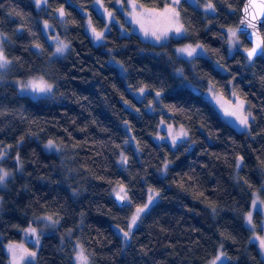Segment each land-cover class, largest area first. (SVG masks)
I'll return each instance as SVG.
<instances>
[{
	"label": "trees",
	"instance_id": "obj_1",
	"mask_svg": "<svg viewBox=\"0 0 264 264\" xmlns=\"http://www.w3.org/2000/svg\"><path fill=\"white\" fill-rule=\"evenodd\" d=\"M93 1L47 0L38 8L35 0H0V32L12 76L43 75L54 85L51 96L34 99L0 78V149L10 146L20 161L19 169L14 159L1 163L13 175L0 186V264L9 260L4 244L20 241L23 230L36 228L37 217L46 214L60 215V223L42 234L36 260L28 264H75V241L90 264H206L220 246L230 257L222 264H264L243 218L254 190L264 199V51L249 60L250 43L239 34L241 47L231 55L227 38L245 0H210L216 9L211 14L181 0L186 34L164 44L124 35L115 25L95 44L80 9L90 10L103 29ZM103 1L115 8V0ZM136 1L154 8L167 2ZM62 6L65 28L56 15ZM44 20L70 43L64 57H54ZM261 33L264 39V22ZM182 43L203 44L210 58L177 57L174 48ZM112 57L124 65L125 75ZM174 68L193 87L181 86ZM209 83L225 95L233 88L247 101L255 117L252 134L220 117L203 96ZM139 87L148 90L142 100L130 91ZM155 92L161 93L159 101ZM150 103L153 112L146 109ZM161 119L186 126L192 149L157 143L153 135ZM49 140L59 152L43 148ZM239 157L243 164L234 176ZM114 186L126 188V205L114 200ZM149 189L159 193L158 200L126 244L119 231L145 204ZM255 222L264 234L260 212Z\"/></svg>",
	"mask_w": 264,
	"mask_h": 264
},
{
	"label": "rangeland",
	"instance_id": "obj_2",
	"mask_svg": "<svg viewBox=\"0 0 264 264\" xmlns=\"http://www.w3.org/2000/svg\"><path fill=\"white\" fill-rule=\"evenodd\" d=\"M189 1L192 2L194 5H196L197 7H199L205 14L215 13V11H216L215 6H214V10L206 9L205 5L209 2V0L202 1V2L200 0H189ZM180 2H181V0H180ZM210 2L213 3L212 1H210ZM114 4H115V8H110L107 5H105L103 0H94L93 1L92 8L95 9L97 11V13L100 16H102L104 21H105V26L103 29L96 27L94 20L92 19L91 15H90V10L83 8V7L80 8L82 13L85 15L86 32L89 34L90 38L92 39V41L95 44H100V43L104 42L105 35L110 30L112 25L117 26L120 29L121 33L124 35H128L131 33H137L140 35V37L143 40L152 42L154 44L168 43L170 40H172V38L173 39L174 38H176V39L181 38L186 34V29H185V26L181 20V15L179 16V18L177 20V18L172 16V14L170 12L165 11L166 9L174 6L173 0H167L165 5L161 8L144 6V5L140 4L139 2H137L136 0H115ZM44 5H46V4L42 3L40 7H42ZM176 7H177V10L180 12V4ZM61 8L64 10V6L60 7L59 9H61ZM59 9H57L56 15L58 16L59 20L61 21L62 27L65 28V26H66L65 25V23H66L65 15L61 16ZM64 13H65V10H64ZM109 13H111V16H109ZM137 20H139V23H137ZM45 22H47V24H48L47 28H45ZM177 24L183 25L184 30H182L180 33H177L174 30V27ZM53 28L54 27L52 26V24L49 21H46V20L43 21V29L45 31V34L47 35L49 41L52 43V45L54 47V57L55 58H62L69 51L70 43L63 36H61L56 31H54ZM93 28L96 30V32L103 33V36L101 39L96 38V36L94 35V33L92 31ZM230 29L236 31L235 37H233L231 35V32L229 31ZM146 31L148 32L147 35L145 34ZM165 31H167V35L162 36V39H160V40H157L154 36L151 35L152 32H156L158 35H161ZM227 38H228L229 53L232 55L236 51V49L241 47V40L239 37V33L237 31V27L227 29ZM5 40H6L5 35L0 32V49H2L3 54L7 58V60L10 61V63H8L6 66L0 67V78L3 80H7V81L12 82L17 87L19 94L29 95L30 97H32L34 99H40L42 97L51 96L52 92H53L54 85H53V83L48 81L43 75H33V76L26 77V78H16V77L12 76V73L14 72L13 65H12L11 60L6 56V54L4 52L3 44H4ZM62 45H67V47L65 48V50L63 52H57L56 49ZM189 45H191L193 48H196V52L192 56H187L186 53L179 51V49L185 48ZM197 45L203 46V44H201V43L178 44L174 48L175 55L177 57L184 58L188 61H192L196 56H204V57L210 58L206 48L204 46L202 48H197L196 47ZM111 63L118 69V71L122 75L126 74V68L124 67V65L121 62L117 61L114 57H112ZM214 65L217 68L224 70V66L221 63H219L218 61H214ZM173 73L176 76L182 78L181 86L193 87V84L184 78L183 71L181 68H174ZM41 80L45 81L47 84L52 85V90L50 92L33 91L31 89V87H25L26 85H29V82H31V81L40 82ZM141 88L144 89L143 93H141V91H140ZM130 91L132 92V94L136 98H138L140 100L144 99L146 92H148L146 87H139L137 89L130 88ZM157 93L158 92H155V101H159L160 96H161V93L159 92L160 96L157 97V95H156ZM203 96L205 99H207L213 105V107L216 109L217 113L220 115V117L225 122L232 125L238 131L247 132L249 134H252L251 127H250V129L246 130L244 128V126L239 123V120L236 117L228 116L225 114V108L235 109L236 105H238L241 101H243L244 102L243 113L245 115H247L249 113L251 114L249 116V124H250V126H252V123H253L252 111L249 108L247 101L244 98L240 97L233 88L231 89V92L229 95H225L220 90H218L212 83H209L207 89L203 91ZM146 109L150 112H153L155 110V103H150L149 105H147ZM125 126H126L127 130L130 131V128H129L127 123L125 124ZM182 130L187 133L186 136L180 135ZM131 136H132V134H131ZM173 138H180L181 139L180 145L185 146L188 150L192 149V147L194 146L193 142L190 139V134H189V131H188L186 126L171 124V123L166 122L164 119H161L160 123L158 125V132L153 135V139L157 143H167L172 148H176L179 145L175 141V145L173 146ZM49 141H52V140H49ZM49 141H46L42 144L43 148L48 152H50V151L59 152L60 147L54 141L53 142L55 143V148L46 147V145L48 144ZM12 151H13V148H11L10 146L1 147V149H0V174H2L3 172L6 171L9 175L11 173H12L11 175H13V170L11 169V167L9 168L7 165H2L4 163L5 159H7V161L14 159L18 163V169L20 168V161H19L18 154L14 155L12 157L11 156ZM239 158L237 160V165H236L234 176H236L238 174V171L242 167V164H243V160L241 161ZM169 164H170L169 161H167L163 165L161 172H160V174L162 176L166 173ZM7 177L5 178V180L7 179ZM5 180L2 184H0V186H2L4 183H6ZM120 187L121 186H114V188L112 190L113 196L115 195V191L118 190ZM125 190H126V188H125ZM126 192H127V190H126ZM157 193L158 192L156 190L149 189L148 198L144 204V205H148V207L144 212L140 213L139 220L137 221L136 225L131 228L130 236H131L133 230L138 226L142 216L158 200L159 195H157ZM127 196H128V192H127ZM150 197H154V199L149 204V198ZM261 201H264V199L261 196L260 189L254 190L252 192L251 207L247 212L244 213L243 218H244L245 224L252 231L251 242H253L257 245V247L261 253L262 258L264 259V250H262L260 248L259 240L257 239V237H264V234H261L257 230L256 222H255V215L257 212H260L262 214V227L264 230V203H261ZM253 202H255V207H253ZM144 205L139 206L137 208L144 207ZM137 208H135L133 210L131 217L136 214ZM249 213L252 214L251 223H249L247 220ZM47 217H51L52 220H48ZM131 217L128 221L127 229H123V231H121V230L119 231L122 234L121 236L124 238L123 240L126 244L128 243L129 238L126 239L123 235V232L129 231V225L131 223ZM60 219H61L60 215H54L53 216L52 214H46V215L37 217L36 228L35 227H30V228L37 229V234L39 237L38 243L36 242L37 236L32 235L31 233H29L27 231L29 228L23 230V237L20 241L6 242L4 244V247H5V250L8 254V256H9L8 264H14V259H13L11 251L9 250V245L20 246L22 249L26 250L27 252H35L37 254L38 248L40 246L42 234H46V233L50 232L52 230V228L56 227L60 223ZM53 221H56V223H53ZM28 242H31L32 244H29ZM75 244L76 245H75V253H74V263L79 264V262L77 260V254L82 248L84 250V255H86L88 257V264H90V256L88 255L85 248L77 241H75ZM222 252L225 254V256H223L221 259L217 260V257L220 256V254ZM21 256H23L22 259L20 258ZM35 260H36V256L31 257V256H28V255L20 252L19 249L17 250V257H16L17 264L33 263ZM229 260H230V257L224 252L223 247L220 246L218 249L217 255H215L210 260H208L206 264H213V262H215V264H222V263L227 262Z\"/></svg>",
	"mask_w": 264,
	"mask_h": 264
},
{
	"label": "snow or ice",
	"instance_id": "obj_3",
	"mask_svg": "<svg viewBox=\"0 0 264 264\" xmlns=\"http://www.w3.org/2000/svg\"><path fill=\"white\" fill-rule=\"evenodd\" d=\"M35 3H36V6L39 8L42 3L46 4L47 0H35ZM173 3H174V6L166 9L165 11L166 12H170L172 14V16H174L178 20V18L180 16V12L177 10L176 6H178L180 4V0H173ZM205 7H206V9L214 10V4L211 3L210 0L205 5ZM249 7L264 8V2H262L258 6L250 4ZM59 12H60L61 16L65 15L64 10L62 8L59 9ZM245 12L246 13L248 12V8L247 7L245 8ZM109 16H111V13H109ZM137 23H139V20H137ZM250 26L255 27V25H250ZM47 27H48V24H47V22H45V28H47ZM174 30H175V32L180 33L182 30H184L183 29V25L177 24L174 27ZM92 31H93V33H94V35L96 36L97 39H101L102 38L103 33L96 32V30L94 28L92 29ZM229 31L231 32V35L233 37L236 36V31L231 30V29ZM145 34L147 35L148 32L146 31ZM151 35L154 36L157 40H160V39H162V36L167 35V31H165L161 35H158L156 32H152ZM36 47H40V46L36 45ZM66 47H67V45H62V46L58 47L56 49V51L57 52H63ZM196 47L197 48H202L203 46L202 45H197ZM258 48H260V44L259 43H257V45L255 47H253L252 49L247 50L249 60H251V58L254 57L257 54V49ZM179 51L183 52V53H186L187 56H192L196 52V48H193L191 45H189V46H187L185 48L179 49ZM8 63H10V61L7 60V58L3 54L2 49H0V67H4ZM25 87H31V89L33 91H39V92H50L52 90V85L47 84L43 80H41L40 82L31 81V82H29V85H26ZM140 91H141V93H143L144 89L141 88ZM156 95H157V97H159L160 93L158 92ZM243 105H244V102L241 101L238 105H236L235 109L225 108V114L228 115V116L236 117L239 120V123L241 125H243L246 130H248L251 127L250 124H249V116L251 114L249 113V114L245 115L243 113ZM252 119L254 120L255 117H252ZM180 135L181 136H186L187 133L182 130ZM175 139L176 138H173V146L175 145ZM46 147L55 148V143L53 141H49L48 144L46 145ZM239 159L242 161L243 157H240ZM122 162L123 163H127V157H124ZM8 175L9 174L6 171L3 172L2 174H0V184H2L4 182L5 178ZM115 195H116V199L118 201H121V202L128 199L127 192H126L125 188L122 187V186L118 190L115 191ZM157 195H159V193H157ZM153 199H154V197H150L149 198V204L152 202ZM261 203H264V201H261ZM147 207H148V205H144V207L137 208L136 214L131 217V223L129 225V231L123 232V235H124V237L126 239L130 238L131 228L136 225L137 221L140 218V213L144 212L147 209ZM253 207H255V202H253ZM47 219L48 220H52L51 217H47ZM247 220H248L249 223H251V221H252V214L251 213L248 214ZM53 223H56V221H53ZM27 231L29 233H31L32 235L37 236L36 242L38 243L39 242V237H38V234H37V229L29 228ZM121 231H123V230H121ZM257 239L259 240L260 248L262 250H264V237H257ZM18 249H19L20 252H22V253H24V254H26L28 256H31V257H35L36 256L35 252H27L26 250L22 249L20 246L9 245V250L12 253V256H13V259H14V264H17L16 257H17V250ZM223 256H225V254L222 252L220 254V256L217 257V260L221 259ZM20 258L22 259L23 256H21ZM77 260H78L79 264H88V257L86 255H84V250L82 248L77 254ZM213 264H215V262H213Z\"/></svg>",
	"mask_w": 264,
	"mask_h": 264
},
{
	"label": "water",
	"instance_id": "obj_4",
	"mask_svg": "<svg viewBox=\"0 0 264 264\" xmlns=\"http://www.w3.org/2000/svg\"><path fill=\"white\" fill-rule=\"evenodd\" d=\"M264 0H245L244 5L240 11V18L238 21L237 31L239 34H244L246 39L250 43V47L247 50L252 49L257 45V43L260 44V48L257 49V54L252 57V59L260 56L263 54L264 51V39L261 33V26L264 22V8L260 7H249L250 4L252 5H260ZM248 8V12H245V8ZM250 25H255V27H252ZM246 50V54L248 56ZM176 143L180 144L181 139L176 138ZM114 200L118 203L120 206L126 205L127 200L125 201H118L116 199V195H114Z\"/></svg>",
	"mask_w": 264,
	"mask_h": 264
}]
</instances>
